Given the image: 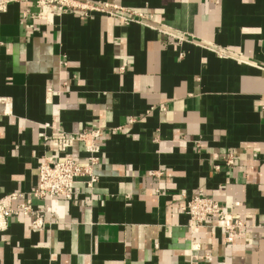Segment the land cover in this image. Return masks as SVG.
<instances>
[{
	"label": "crops",
	"instance_id": "0c3cea01",
	"mask_svg": "<svg viewBox=\"0 0 264 264\" xmlns=\"http://www.w3.org/2000/svg\"><path fill=\"white\" fill-rule=\"evenodd\" d=\"M89 1L150 16L188 41L99 12L52 23L25 20L33 3L0 13V196L30 193L40 163L60 158L45 123L104 132L94 189L79 185L75 203L35 200L54 210L40 229L11 217L0 264H264V0ZM70 152L85 162L81 143ZM183 194L255 228L229 241L209 222L193 249Z\"/></svg>",
	"mask_w": 264,
	"mask_h": 264
},
{
	"label": "built area",
	"instance_id": "2783aa9c",
	"mask_svg": "<svg viewBox=\"0 0 264 264\" xmlns=\"http://www.w3.org/2000/svg\"><path fill=\"white\" fill-rule=\"evenodd\" d=\"M14 3H33L37 7L36 13H32L30 10L23 13L25 20L29 21L41 19L47 23H52L56 17L67 13H81L85 17H89L92 13L99 12L116 17L125 24L140 22L174 38L180 45L188 41V33L166 24L156 26L152 23V17L110 1L96 3L89 0H0V13L6 12L8 7ZM44 127L51 129L50 133L44 136V140L51 142L60 154V158L48 157L40 163L39 180L35 189L30 193L13 192L0 196V232L8 227V221L11 217L20 214L33 217V229L42 228L44 226L43 213L46 212L53 216L54 210L51 204L42 208H35V200L51 202L56 198L63 197L75 203L78 198L79 185H83L92 191L98 182L95 167L102 159L103 147L98 143V140L104 135L103 130L93 128L75 135H69L62 129L53 127L48 123H45ZM120 129L121 127H118L115 130ZM75 142L83 145L85 153V162L83 163L78 161L70 152ZM223 160L227 165H233L235 161L232 154L223 157ZM181 196L183 198L181 210L189 217L188 229L191 233L193 249L198 250L200 248L196 240L197 234L209 222L214 228L224 230L229 241H232L237 233L255 228L210 197L194 195L187 198L185 194ZM201 257L209 260L212 258L208 252ZM192 258L198 260L199 257L194 255Z\"/></svg>",
	"mask_w": 264,
	"mask_h": 264
}]
</instances>
